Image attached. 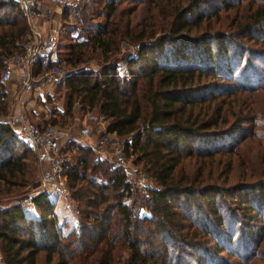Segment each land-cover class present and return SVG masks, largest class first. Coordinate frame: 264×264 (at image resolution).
Segmentation results:
<instances>
[{
	"label": "trees",
	"instance_id": "16d2710c",
	"mask_svg": "<svg viewBox=\"0 0 264 264\" xmlns=\"http://www.w3.org/2000/svg\"><path fill=\"white\" fill-rule=\"evenodd\" d=\"M102 4L103 24L84 41L72 40L64 47L62 63L78 69L61 81L68 89L67 110L57 114L72 116L77 103V114L96 109L107 122V133L133 136L124 151L135 155L133 161L145 167L155 186L141 194L144 190L126 180L123 168L113 169L90 147L68 144L74 154L65 168L66 187L75 202L78 228L62 235L46 193L35 195L29 204L38 216L14 204L0 212L3 264H243L226 258L232 254L225 247L232 244L236 225H245L237 213L254 220L249 214L264 208V175L242 186L202 185L201 168L185 173L182 162L234 152L230 140L251 134L242 124L252 125L253 117H235L228 123V115L244 112L245 107L230 111L223 99L217 100L258 87L233 85L237 83H232L235 67L230 61L242 60L246 53L250 61L264 64V52L248 44L264 46V0H165V4L102 0ZM137 6L140 12L133 23ZM221 10L233 14L225 15L226 30H215L210 19L219 20ZM64 13L63 18L68 15ZM79 14L75 20L81 26L89 24ZM202 20H209L204 31L198 28ZM28 32L20 6L0 0V68ZM122 44H135V54L121 53ZM94 53L101 57L100 68L84 69ZM121 65L125 75L119 74ZM47 66L50 63L41 60L36 71ZM244 73L241 76L264 81L262 68L248 65ZM1 105L6 111L7 94L2 89ZM50 125L56 126V121L51 119ZM27 150L34 154L0 122V182L29 175L22 161ZM143 209L146 215L140 214ZM244 240L254 244L255 233L248 231Z\"/></svg>",
	"mask_w": 264,
	"mask_h": 264
},
{
	"label": "rangeland",
	"instance_id": "374dc122",
	"mask_svg": "<svg viewBox=\"0 0 264 264\" xmlns=\"http://www.w3.org/2000/svg\"><path fill=\"white\" fill-rule=\"evenodd\" d=\"M59 3L57 0H41L40 11L41 15L37 20V25L45 32L51 31L57 34V47H56V59L59 63H62V59L66 50L64 49L65 45L70 43L72 40L76 41H84L86 36L90 33H94L96 31V27L101 26L105 19V9L103 8L102 0H60ZM165 4V0H164ZM128 5V4H125ZM137 6V10L133 14V23L138 19L139 9ZM67 11L68 15L63 18L64 11ZM77 11V12H76ZM208 11V10H207ZM234 11V10H232ZM79 12H82L86 19L89 20V24H85L81 26L75 19L80 17ZM206 12V11H205ZM229 13L228 11L221 10L220 19L216 20L215 18H211L210 22L212 23L213 29L221 28L222 30H226L228 28V17L225 15ZM79 14V17H78ZM233 14L232 12L229 15ZM231 18V17H229ZM205 23H209L208 21H201V25L198 27L201 31L206 30L204 27ZM85 27H90L88 30ZM86 29V30H85ZM28 35L22 38L21 45L24 43ZM249 48L253 50H258L264 52V46L260 48L259 43L248 42ZM136 46L135 44L128 45L122 44L121 53H129L130 55L135 54ZM247 54L244 53L242 60L240 59H232L230 61V66L235 67V72L233 74V82L237 83L233 84L236 87H245L249 88L248 84L251 86H258L255 91L248 92L238 90L234 94L223 95L219 97L217 102L221 99L224 101V106L229 107L230 111H236V107H245L244 112H235L234 115H228V123H232L235 120V117L243 116V118H254L253 124L243 123L242 127H244L246 133L251 134L246 137H236V139H231V143H235L234 152L226 153V154H214L213 158H204V159H195V158H187L182 162V171L185 173H195V171L200 167L202 171V185L204 184H216L223 187H230L233 185L242 186L254 183L261 179L264 175V81L259 80L260 78H253L252 75L249 74L243 75L245 66L254 65L258 71L261 68L264 71V64L261 65L258 62H252L250 59H247ZM264 56V54H263ZM6 60V59H5ZM5 61L3 60V66ZM65 65V64H64ZM3 66L0 68V72L2 71ZM66 66V65H65ZM84 69H92L93 71L98 70L101 66V57L98 53H94L92 57H90L86 63L84 64ZM68 69L69 67L66 66ZM261 67V68H260ZM78 69V68H77ZM74 68L69 69L70 73L76 71ZM120 75H125L124 66H120L119 69ZM245 74V73H244ZM256 76V75H255ZM243 77V78H242ZM245 77V78H244ZM208 79V78H207ZM202 82V81H201ZM206 82H208L206 80ZM11 85L6 84L3 85L0 82V89L6 92L8 97V91L10 92ZM44 94L42 95V100H40V105L43 108L38 113H32L31 117L35 118L38 121V124L43 123L42 121H46V123L50 124L51 119L56 121L57 127H70L73 130H76L82 123H84V113L77 114L78 108H74L72 112V116H60L57 113H63L67 109V87L63 83H59L54 86H49L46 88ZM236 89V88H235ZM213 92L214 95L221 92L220 91H210ZM241 92V93H240ZM207 93L208 92H204ZM204 94V95H207ZM34 95L36 92L34 91ZM35 97H32L28 100L29 104L35 103ZM215 102L211 105L213 107ZM3 105V104H2ZM0 106V120L5 118L8 114V105L6 111H4V106ZM231 106L233 108H231ZM233 114V113H232ZM49 121V122H48ZM106 121V120H105ZM107 123V122H106ZM44 124V123H43ZM228 125V124H227ZM91 128L94 130V124L90 123ZM99 133V132H98ZM97 133V134H98ZM263 134V135H262ZM131 140L127 142L130 144ZM91 141L93 139H97L94 134L91 136ZM229 143V141L225 142ZM197 145V146H196ZM195 147H198V143L194 144ZM201 149L203 147L199 146ZM226 147V146H225ZM68 146L66 145V149ZM95 156L98 159L106 160L109 162V153L107 149H99V148H91ZM68 150V149H67ZM70 151V150H69ZM25 159L24 161L25 167L29 175L25 178H20L16 181L0 182V207L3 210L11 207L14 204L23 205L32 212L34 215H39L36 209L29 208V203L23 198L32 190V187L36 185L37 180L39 178V167L36 162V158L34 159V154L30 151H25ZM126 153V152H125ZM129 153H131L129 151ZM73 151H70L69 160H73ZM135 159V155H128L126 153V161H127V169L128 173L132 174L133 177H136V174L141 170L143 175L146 178V182L148 188H152L155 186L153 180L147 175L144 171L145 167L142 164H136L133 160ZM69 163V162H68ZM137 172V173H136ZM136 173V174H135ZM126 177V175H125ZM66 186V184H65ZM68 190L66 194H49V198L53 203L54 212L58 219V225L61 229L62 235H67L72 229L78 228V221L73 213V209L75 207V202L69 198ZM148 192H141V194L147 195ZM23 199V200H22ZM230 203V202H229ZM230 206V204H228ZM141 215H146L147 212L143 209L140 212ZM248 214V213H247ZM255 217L254 220L249 217L243 216L241 211L237 213V218L245 221V225H236V233L233 236L232 244L230 247H225L228 252H230L229 258L230 260L239 259L240 263L243 264H264V208L262 211L255 215L254 213L249 214ZM255 215V216H254ZM77 226V227H76ZM249 229V230H248ZM251 231V233H255V243L251 244L249 242H245V236ZM240 235V236H239ZM126 254V252H125ZM238 257H234V256ZM1 257V254H0ZM2 258V257H1ZM3 263V262H2ZM39 264H43L42 262Z\"/></svg>",
	"mask_w": 264,
	"mask_h": 264
},
{
	"label": "built area",
	"instance_id": "2783aa9c",
	"mask_svg": "<svg viewBox=\"0 0 264 264\" xmlns=\"http://www.w3.org/2000/svg\"><path fill=\"white\" fill-rule=\"evenodd\" d=\"M10 1L17 3L24 11L29 32L21 47L5 60L0 74V82L3 85H11L7 97L8 114L0 122L7 124L14 137L33 150L40 170L36 185L23 199L31 204V199L39 193L66 194L65 168L69 165L70 151L64 148L71 143L107 149L109 153L105 151L109 155L112 168H123L126 180L134 183L145 193L148 185L141 170L135 173V178L126 171L128 166L124 149L131 137L119 138L113 133H107L106 121L96 109L85 113L84 123L76 130L70 127L38 124V121L28 114L24 108L25 95L27 98L35 97V103L40 102L46 88L61 83L70 74V70L56 59L57 34L51 31L45 32L37 25L41 15V0ZM57 1L61 3L60 0ZM41 60H46L50 66L37 72L36 67ZM74 108L79 109V105L76 103ZM90 123L95 125L94 130ZM93 134L97 139L91 141ZM2 210L3 208L0 207V212ZM0 264H3L1 257Z\"/></svg>",
	"mask_w": 264,
	"mask_h": 264
},
{
	"label": "crops",
	"instance_id": "0c3cea01",
	"mask_svg": "<svg viewBox=\"0 0 264 264\" xmlns=\"http://www.w3.org/2000/svg\"><path fill=\"white\" fill-rule=\"evenodd\" d=\"M30 98H27V96L25 95L24 108L28 111V114L31 116L32 113L40 112V110H42V109L39 110V108H43V107L40 105V102L34 103V104H29L28 100Z\"/></svg>",
	"mask_w": 264,
	"mask_h": 264
},
{
	"label": "water",
	"instance_id": "95a60500",
	"mask_svg": "<svg viewBox=\"0 0 264 264\" xmlns=\"http://www.w3.org/2000/svg\"><path fill=\"white\" fill-rule=\"evenodd\" d=\"M69 164V163H68Z\"/></svg>",
	"mask_w": 264,
	"mask_h": 264
}]
</instances>
